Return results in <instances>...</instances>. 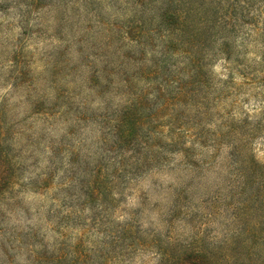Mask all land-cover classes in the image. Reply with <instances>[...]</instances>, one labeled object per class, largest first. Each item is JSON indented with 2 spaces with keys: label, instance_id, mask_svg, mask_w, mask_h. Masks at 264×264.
Here are the masks:
<instances>
[{
  "label": "clouds",
  "instance_id": "1",
  "mask_svg": "<svg viewBox=\"0 0 264 264\" xmlns=\"http://www.w3.org/2000/svg\"><path fill=\"white\" fill-rule=\"evenodd\" d=\"M0 264H264V0H0Z\"/></svg>",
  "mask_w": 264,
  "mask_h": 264
},
{
  "label": "rangeland",
  "instance_id": "2",
  "mask_svg": "<svg viewBox=\"0 0 264 264\" xmlns=\"http://www.w3.org/2000/svg\"><path fill=\"white\" fill-rule=\"evenodd\" d=\"M186 259L188 261L195 262L198 259V257L195 254H192V255L187 256Z\"/></svg>",
  "mask_w": 264,
  "mask_h": 264
}]
</instances>
